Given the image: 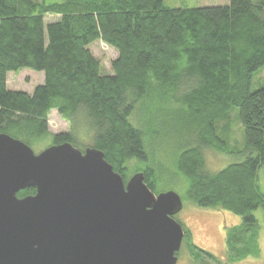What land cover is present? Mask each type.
Listing matches in <instances>:
<instances>
[{"label": "trees", "instance_id": "obj_1", "mask_svg": "<svg viewBox=\"0 0 264 264\" xmlns=\"http://www.w3.org/2000/svg\"><path fill=\"white\" fill-rule=\"evenodd\" d=\"M47 15L58 19L46 23ZM96 42L117 52L111 75L89 50ZM263 68L264 0L203 8H168L163 0H0V134L37 153L64 143L95 149L125 183L130 171L142 173L154 193L173 169L194 205L242 219L227 234L239 259L257 256L252 212L264 215V87L251 91ZM22 70L42 72L43 84L32 93L8 90L7 75ZM233 109L244 130V161L207 172L205 150L229 154ZM53 111L67 132L49 131ZM159 117L189 136L168 154L169 165L153 145L162 137Z\"/></svg>", "mask_w": 264, "mask_h": 264}, {"label": "water", "instance_id": "obj_2", "mask_svg": "<svg viewBox=\"0 0 264 264\" xmlns=\"http://www.w3.org/2000/svg\"><path fill=\"white\" fill-rule=\"evenodd\" d=\"M182 207L142 173L125 183L95 149L35 153L0 134V264H176Z\"/></svg>", "mask_w": 264, "mask_h": 264}, {"label": "rangeland", "instance_id": "obj_3", "mask_svg": "<svg viewBox=\"0 0 264 264\" xmlns=\"http://www.w3.org/2000/svg\"><path fill=\"white\" fill-rule=\"evenodd\" d=\"M229 0H163V5L168 8H203V7H222L227 6ZM58 19L57 16L47 15L45 17L46 23L54 22ZM89 50L93 57L101 63V71L103 74L111 75V63L117 58V52L108 47L102 42H96L89 46ZM44 82V74L42 72H34L30 70H22L18 74L9 73L7 75V88L10 91H23L32 93L33 90L42 85ZM264 87V68L257 73L252 81L251 91H256ZM181 94V93H180ZM231 132L229 134V154H223L212 149L205 150L204 159L207 172L215 173L226 166L244 161L245 158V141L244 130L241 124L237 121V109H233L231 113ZM156 128L161 132L162 137L157 138L154 147L157 148L159 153H165L160 157L161 160L165 159L167 165L168 158L171 152L184 146L189 140V136L185 133H178L174 130L173 120L168 122L163 118L157 119ZM176 126V125H175ZM49 131L53 134L65 133L68 131V125L57 114L56 111L51 112L48 121ZM179 128V127H178ZM36 152V151H35ZM37 153V152H36ZM169 154V155H168ZM164 160V161H165ZM166 163V162H165ZM132 165L134 163H131ZM130 170L133 169L129 166ZM170 175L161 178V182L157 187L155 194L165 193L167 191L175 192L181 199L183 207L182 210L174 216L176 220L185 231L191 230L195 244L212 251L219 256L225 246L224 235L226 229L240 225L242 219L226 211H215L206 208H200L194 205L186 195L187 183L185 180L177 176L173 169ZM128 180L133 175L130 171ZM259 186L264 193V166L258 170ZM258 227L257 231V256H251L245 259L241 264H264V215L261 208L252 212ZM226 228V229H225ZM209 251V252H210ZM225 251V250H224ZM185 247L181 249V260L179 264H191L189 256L183 259L185 254ZM221 258V256H220Z\"/></svg>", "mask_w": 264, "mask_h": 264}, {"label": "flooded vegetation", "instance_id": "obj_4", "mask_svg": "<svg viewBox=\"0 0 264 264\" xmlns=\"http://www.w3.org/2000/svg\"><path fill=\"white\" fill-rule=\"evenodd\" d=\"M229 229H231V227L226 229V233L224 235L225 244H223V247L225 246V248L222 251H220L219 256H217L216 253H213L210 250H209L210 252L206 251L208 249H205L204 247L195 244L192 231L191 230L185 231L183 229V238L181 241L180 250L176 253V258H177L176 264H179L181 260L182 254L180 253L183 246L185 247V251H186V253L183 254L184 256L183 259L186 256H189L191 264H241L248 257L244 259H239L230 252L227 244V236H228L227 234ZM196 252L200 253L201 258L198 259L196 258V256L194 255V253Z\"/></svg>", "mask_w": 264, "mask_h": 264}]
</instances>
